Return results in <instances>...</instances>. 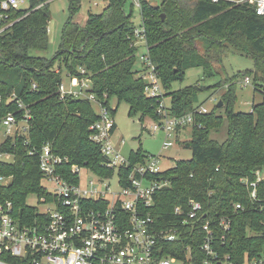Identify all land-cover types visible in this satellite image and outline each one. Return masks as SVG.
Returning a JSON list of instances; mask_svg holds the SVG:
<instances>
[{"label":"trees","instance_id":"trees-1","mask_svg":"<svg viewBox=\"0 0 264 264\" xmlns=\"http://www.w3.org/2000/svg\"><path fill=\"white\" fill-rule=\"evenodd\" d=\"M139 1L140 25L144 26L149 56L165 96L173 82L184 80L189 68H201L204 78L219 73L215 64L221 62L228 48L248 54L254 62L253 69L212 86L185 87L170 98L169 112L179 116L198 106L199 92L225 88L220 94V107L215 105L194 117L191 137L183 142L192 152L191 159L178 160L161 173L168 184L153 195L150 213L157 228L174 226L180 232L175 242L164 244L167 248L163 254L184 258L189 246L195 264L201 261L200 223L192 227L181 224L180 217L172 212L174 206L191 198L203 206L201 222L210 221L213 246L220 257L230 254L235 262L260 257L264 253V177L257 185L261 201L255 206L241 179L253 181L256 170L264 172V16L257 15L253 5L232 0ZM48 2L28 0L27 8L10 11L9 21L17 20L0 33V118L10 113L27 125L25 133L14 131L0 142V153L12 156V161H0V176L10 177L7 184L0 182V201H11L13 215L22 222L40 215L26 204L28 195L49 198L38 164L44 144H49L55 154L67 157L68 162L56 169L65 178H71V164L85 166L99 176L113 173L105 166L99 146L89 139V126L98 118L92 103L59 93L63 69L71 77L91 80L92 92L109 108L111 98H115L117 104H128L129 116L139 113L141 124L147 119H161L155 109L159 99L148 97L146 82L136 76V25L131 8L125 10L127 0H107L100 13H88L84 24L73 20L79 1L69 0L70 15L62 25L58 50L52 58L32 54L46 50L48 45ZM196 39L203 42L202 52L196 47ZM246 75L261 99L252 104L251 110L237 111L235 82ZM111 111L114 113L115 108ZM224 124L225 138H213L211 132L218 133ZM145 155L140 147L131 151L128 159L134 163ZM236 202L245 209L235 210ZM222 215L231 218V230L225 239L219 226Z\"/></svg>","mask_w":264,"mask_h":264},{"label":"built area","instance_id":"built-area-1","mask_svg":"<svg viewBox=\"0 0 264 264\" xmlns=\"http://www.w3.org/2000/svg\"><path fill=\"white\" fill-rule=\"evenodd\" d=\"M241 1L253 5L255 13L264 16V0ZM23 2L0 0V24H3L0 33L17 20L9 21L10 11L28 7L27 0V6L21 8ZM133 2L140 6L139 0ZM134 34L140 46L143 44L146 49L145 53L137 52L136 55L143 70L140 76L146 82V95L160 99L162 85L149 56L144 26H136ZM87 80L70 77L68 88L61 81L59 93L89 100L97 106L98 118L89 126V139L99 146L105 166L113 173L99 176L85 166L71 164V178H65L56 169L68 162L67 157L55 154L49 144H44L38 153V164L44 189L49 195V198L40 197L41 203L47 207L37 211L40 215L34 220L22 222L13 215L11 201H0V264H195L189 246L184 258L163 254L167 248L164 244L175 242L180 232L174 226L157 228L150 213L153 195L168 184L167 180L161 179V173L165 171L159 166L161 155L146 154L143 160L130 163L128 157L120 153L111 139L115 128L111 109L96 97ZM242 82L245 85L252 83L247 75ZM261 92L264 94V90ZM159 104L163 106L161 100ZM18 106L22 104L18 103ZM207 112L204 105L179 116L159 110L161 119L153 121L150 130L153 133L163 131L161 149H165L173 145L172 133L177 136L179 131L192 128L195 115ZM15 123V117L9 113L0 118V129L10 135ZM21 131L25 133L27 126ZM10 157V154L0 153V161H8ZM126 169L128 172L122 174L121 170ZM114 175L115 191L111 189ZM263 177L264 172L256 170L255 180L241 179L249 188V201L254 206L261 201L256 190ZM9 179L0 176L1 183ZM234 208L243 210L245 206L236 202ZM172 212L180 217L181 224L189 223L192 227L200 223L203 256L198 264H264V253L260 257H246L242 262H235L230 254L220 257L213 246L215 239L210 221L201 222L204 214L199 201L187 199L185 204L174 206ZM219 226L224 232L221 237L225 239L231 230V218L220 216Z\"/></svg>","mask_w":264,"mask_h":264},{"label":"rangeland","instance_id":"rangeland-1","mask_svg":"<svg viewBox=\"0 0 264 264\" xmlns=\"http://www.w3.org/2000/svg\"><path fill=\"white\" fill-rule=\"evenodd\" d=\"M79 5L74 12L73 20L84 24L88 13H100L102 9L107 4V0H78ZM151 4H156L159 0H149ZM235 3H242L241 0H232ZM131 3H133L131 5ZM27 6V0H24L23 3L20 4L21 8ZM125 10L129 11L131 8L132 11V21L138 27L142 22V16L140 12V6L133 2V0H127L125 4ZM48 8L50 12V20L48 22V45L46 50L44 51H33L32 54L41 55L46 58H52L55 52L58 50L61 28L63 23L70 15L69 11V0H49ZM134 46L138 47V54L145 53L146 49L143 44L138 43L137 38L133 42ZM196 47L198 51L202 52L203 50V42L200 39H196ZM223 54L221 62L215 64L216 70L219 73L214 74L211 77H205L202 74L201 68H189L185 71L184 80L179 82H173L172 88L168 91V96L164 95V89L162 87V96L157 103L158 111L165 113L169 112V101L170 98L179 94V90L188 86H192L194 84H199L203 87L212 86L218 81L232 77L239 72H244L249 69H253L254 62L248 54H240L237 51H234L230 48L226 49ZM136 53V55H138ZM134 67L138 69V73L136 76H140L142 71L141 64L139 58H137ZM62 81L64 82V87H69V78L71 77L69 74H66L64 69L62 70ZM87 79V78H85ZM243 76L237 78L235 84V94H236V102L234 104V110L240 111H249L251 110L252 104L258 102L261 99V96L258 92L253 90V84L245 85L242 82ZM89 85L92 86L91 80H87ZM189 88V87H188ZM187 89V88H186ZM225 88L222 89H214L209 88L197 94V105H204L209 111L217 104L219 101L220 94L224 91ZM167 92V91H166ZM83 99V98H80ZM161 103L163 104L160 105ZM110 109L115 108V112L112 113V118L115 123L114 133L111 137L112 142L116 146L117 149L120 150V153L125 157H128L131 151H135L141 147L143 152L151 154V155H161V160L159 166L162 170H166L174 166L175 162L178 160H189L191 159L192 152L189 148H185L183 146V142L185 140H189L191 137V128L188 127L184 130H181L182 133L177 137L174 133L171 134L170 140L173 142L172 146L168 148L161 149L162 142L164 140L163 131L151 132L150 127L153 124L152 121L148 119L144 121V123H140V114L136 112V114L129 116V106L125 102H120L117 104L115 98H111L109 102ZM165 104V105H164ZM94 110H97V106L92 103ZM112 112V111H111ZM24 121H16L15 125L11 127V132L13 133L15 130L21 131L23 127H26ZM150 130V131H149ZM11 133V134H12ZM211 136L215 139L221 141L225 138L226 134V125L224 124L220 131L217 133L216 131L211 132ZM7 136L5 130L0 129V142ZM8 161H12V156L8 159ZM10 180V179H9ZM9 180L7 182H9ZM4 183V184H7ZM44 183V182H43ZM116 186V175H114L111 179V189L115 191ZM41 199L37 194H30L26 198V204L36 208V211H43L47 205L41 203Z\"/></svg>","mask_w":264,"mask_h":264},{"label":"water","instance_id":"water-1","mask_svg":"<svg viewBox=\"0 0 264 264\" xmlns=\"http://www.w3.org/2000/svg\"><path fill=\"white\" fill-rule=\"evenodd\" d=\"M163 17H164V16H163V14H162V15H161V18L163 19ZM221 104H222V102H221V100H219V101L217 102V104H216V105H217L218 107H220V106H221Z\"/></svg>","mask_w":264,"mask_h":264},{"label":"crops","instance_id":"crops-1","mask_svg":"<svg viewBox=\"0 0 264 264\" xmlns=\"http://www.w3.org/2000/svg\"><path fill=\"white\" fill-rule=\"evenodd\" d=\"M115 131V130H114ZM182 133V131H179L178 133H177V137L180 135ZM145 154H148V153H145Z\"/></svg>","mask_w":264,"mask_h":264}]
</instances>
